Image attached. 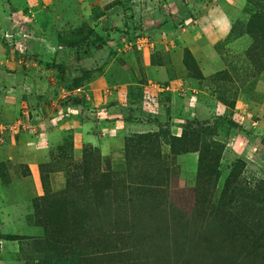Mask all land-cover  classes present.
I'll list each match as a JSON object with an SVG mask.
<instances>
[{
  "label": "rangeland",
  "instance_id": "1",
  "mask_svg": "<svg viewBox=\"0 0 264 264\" xmlns=\"http://www.w3.org/2000/svg\"><path fill=\"white\" fill-rule=\"evenodd\" d=\"M248 1L264 15L262 0ZM201 3L0 0V94L21 102L0 111V264H38L74 247L79 209L100 246L115 244L119 264H264V249L245 254L224 222L199 229L186 219L198 153H172L168 140L187 123L223 147L209 204L229 181L232 200L264 216V200L250 199L256 184L264 197V32L243 51L217 43L219 61L209 51L188 67ZM99 116L101 126L83 123ZM148 160L168 169L152 180L160 191L123 192L153 170Z\"/></svg>",
  "mask_w": 264,
  "mask_h": 264
},
{
  "label": "trees",
  "instance_id": "2",
  "mask_svg": "<svg viewBox=\"0 0 264 264\" xmlns=\"http://www.w3.org/2000/svg\"><path fill=\"white\" fill-rule=\"evenodd\" d=\"M258 7L259 9L264 7V0H262V4ZM259 12V10L250 12L244 26L245 32L252 38V44H256L257 42L254 31L264 32V15L259 14ZM91 41L102 44L105 40L99 34L94 33L93 40ZM183 63L188 67L194 64L197 68L195 58L187 47L184 48ZM206 135L207 133L201 127H195L193 123H187L183 126L179 136L171 135L168 140L172 153L186 151H196L198 153L199 181L192 188L194 193L193 216L189 214L186 219H190L189 221L193 224L196 222V228L199 227V229L205 227L208 222H224L232 228L233 240L242 245V250H246L247 252L245 254L258 252L264 249V216L258 214L253 205L244 206L243 203L237 205L234 202L236 200H232L231 193H233V189L231 188L227 192L230 186L229 181L226 183L227 188L225 187L223 191L221 202L217 205L209 204L207 195L219 175L218 163L223 147L211 138H207ZM149 136L150 134L137 135V137ZM157 156L159 157V154ZM148 163L149 167L153 168V170H145L136 184L121 183L120 187L123 192L133 193L134 195L139 193H155L156 195L160 191V187L156 183H153L152 180H155L158 174L162 177L163 172H167L168 169L162 167L159 161L151 162L148 160ZM128 175L131 177L130 173ZM253 189H256V191L250 196V199L262 202L264 197L259 196L260 186L256 184ZM204 203H207L205 207L203 206ZM202 210L204 211L203 214H201ZM81 213L82 210L79 209V212L72 218L71 228L68 229L75 237L76 243L74 247L68 248L64 253L58 250L53 255L43 258L38 264H119V250L115 248V244L105 241L100 246L102 241L100 243L96 242L99 235L96 231H89L88 227L81 220ZM198 240L197 238L195 241ZM100 247L103 248L97 249Z\"/></svg>",
  "mask_w": 264,
  "mask_h": 264
},
{
  "label": "crops",
  "instance_id": "3",
  "mask_svg": "<svg viewBox=\"0 0 264 264\" xmlns=\"http://www.w3.org/2000/svg\"><path fill=\"white\" fill-rule=\"evenodd\" d=\"M195 9L197 17L194 19V22L198 23V30L195 35H192L186 41V45L198 64L200 63L202 54L209 51L212 52V60L219 61L221 59L220 54L214 48V45L217 43H222L225 49H231L235 52L246 50L251 44V36L244 30V26L251 12L248 8L247 0H206V3H201L197 8L195 6ZM235 25H238L240 29L234 30L233 27ZM199 39L202 43L199 42ZM205 58H209V54ZM124 88L125 85H119V91L121 93L119 96V106L124 105L122 103L125 95L122 91ZM11 101L12 99L7 95L0 94V111L6 110L7 108H11L12 110L20 108L21 102H16L17 104L14 105ZM104 109V107L98 109L97 113L99 115L105 114ZM8 115L4 114L3 119L8 118ZM99 117L101 118L98 121L87 119L83 123L87 125V123L91 122L93 125L101 126L102 124L100 122L101 120L105 121V118H102V116ZM120 117L119 120L117 118L114 120L115 123L119 121V125L122 122ZM97 129L95 128L96 131ZM84 134L88 140H91L94 135L92 131L85 132Z\"/></svg>",
  "mask_w": 264,
  "mask_h": 264
}]
</instances>
